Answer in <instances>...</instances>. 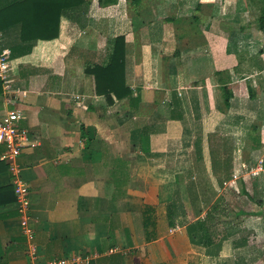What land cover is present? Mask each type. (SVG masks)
Listing matches in <instances>:
<instances>
[{
    "label": "crops",
    "instance_id": "crops-1",
    "mask_svg": "<svg viewBox=\"0 0 264 264\" xmlns=\"http://www.w3.org/2000/svg\"><path fill=\"white\" fill-rule=\"evenodd\" d=\"M232 1L84 0L51 40L23 41V17L5 18L0 116L23 113L31 145L15 163L32 233L0 144V264H29V243L38 264H264V217L236 216L264 210L263 36ZM119 36L129 93L109 103L86 70L108 65ZM214 205L209 238L189 236Z\"/></svg>",
    "mask_w": 264,
    "mask_h": 264
},
{
    "label": "trees",
    "instance_id": "trees-1",
    "mask_svg": "<svg viewBox=\"0 0 264 264\" xmlns=\"http://www.w3.org/2000/svg\"><path fill=\"white\" fill-rule=\"evenodd\" d=\"M36 0H24L25 4L20 6L19 2H15L8 6L7 8L0 10V30L2 29L3 21L5 18L16 20V17H23V26L24 30L27 33H21V40L29 41V40H51L57 37L58 33V23H59V14L67 8H71L74 6H78L84 0H44L39 3ZM54 1V2H53ZM118 0H97V4L99 7H107L116 4ZM130 5L139 4L140 0H126ZM53 2V3H52ZM28 5V8H26ZM30 5V6H29ZM23 7V8H22ZM32 7V8H31ZM58 15H57V13ZM53 19V20H52ZM39 20L41 25L46 32L45 34L33 35L28 34V30L26 31V25H30L31 22ZM27 25V26H28ZM28 28V27H27ZM252 28L257 32H260L264 35V7L261 9L259 16L255 19ZM124 54H125V43L124 37L119 36L114 41L113 52L110 57V61L106 67H94L93 69H87L86 72L93 75L96 82V93L104 94L107 101L112 103L110 94H114L116 98L121 99L122 93L128 94L129 91L124 86ZM224 107H228V102L231 97L230 91L224 87ZM249 96L252 97V94L249 90ZM242 193H245L242 190ZM260 206L262 202L256 201ZM219 206L214 205L207 213L204 220H198L196 223L190 224L187 227V232L189 236L193 237L195 231H198L202 234L203 238H209L210 227L208 225V221L212 220L213 213L219 212ZM239 215H255L264 217V210H260L258 212H236V216ZM170 218V217H169ZM211 244V241H204V245L208 246Z\"/></svg>",
    "mask_w": 264,
    "mask_h": 264
},
{
    "label": "built area",
    "instance_id": "built-area-1",
    "mask_svg": "<svg viewBox=\"0 0 264 264\" xmlns=\"http://www.w3.org/2000/svg\"><path fill=\"white\" fill-rule=\"evenodd\" d=\"M1 36H0V80L3 85L4 94H8L10 89L9 82V56L10 51L8 48L1 47ZM23 118V113L20 109H14L5 112L0 116V144L5 145L6 152L2 159L9 164V170L13 177V186L16 201L19 206V212L22 215L21 218V229L23 235L31 239V229L28 225V208H29V198H28V187L19 178V167L15 163L16 157L21 153L25 145L30 144L29 137L26 131L19 129L16 124ZM35 246L33 243H29L27 256L29 264H38L35 255ZM77 258H74L68 264H75ZM48 264H64L63 261H51Z\"/></svg>",
    "mask_w": 264,
    "mask_h": 264
},
{
    "label": "rangeland",
    "instance_id": "rangeland-1",
    "mask_svg": "<svg viewBox=\"0 0 264 264\" xmlns=\"http://www.w3.org/2000/svg\"><path fill=\"white\" fill-rule=\"evenodd\" d=\"M236 2L233 3V1L231 2L234 5V9H236V11H239L238 13L240 15V23H254L255 19L259 16V13L261 11V9L264 7V0H234ZM254 20V22H253ZM261 35L263 36V42L262 44L264 45V35L261 33ZM261 77H262V82H261V87L264 88V69H262V73H261ZM256 86H259V84L257 83ZM249 149H245V151ZM252 158L253 155H252Z\"/></svg>",
    "mask_w": 264,
    "mask_h": 264
}]
</instances>
